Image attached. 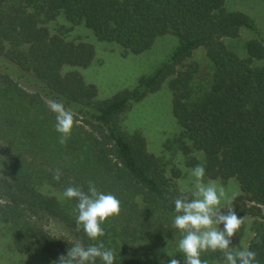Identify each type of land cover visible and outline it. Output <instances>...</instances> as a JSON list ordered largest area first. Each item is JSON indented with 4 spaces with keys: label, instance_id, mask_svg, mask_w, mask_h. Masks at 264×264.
Here are the masks:
<instances>
[{
    "label": "trees",
    "instance_id": "obj_1",
    "mask_svg": "<svg viewBox=\"0 0 264 264\" xmlns=\"http://www.w3.org/2000/svg\"><path fill=\"white\" fill-rule=\"evenodd\" d=\"M16 1L0 0V34L6 32L4 36L10 40L5 43L0 39V46L10 44V60L21 69L32 68L33 84L42 90L29 92L9 73H0V139L7 145L6 152H0V201L5 200L0 204V213L4 214H0V219L14 225L18 234L13 240L15 248L27 251L35 238L50 256L51 264H57L59 257L66 254L68 240L58 242L33 221L41 215L62 220L75 240L85 245L94 243L82 228H77L75 201L64 205L52 198L44 188L50 183L64 191L69 186L87 190L88 182H94L98 189L112 193L120 201L117 217L122 221L123 212L127 211L130 217L148 219V234L153 237L180 238L171 225L172 219L162 218L163 213L174 210V201L164 194L116 123L115 116L126 107L129 96L86 105L96 108L91 118L105 129L104 139L113 143L117 162L101 152V146L93 149L95 136L77 131L80 126L73 118L71 130L61 142L62 134L55 127L57 113L51 110L50 103L63 106L66 102H80L74 100L68 82L59 74V68L70 57L61 52L59 41L47 40L43 33L34 34V24L22 21L18 14L21 7ZM30 1L38 10L41 1L54 11L64 10L68 18L84 22L101 39L120 43L135 53L148 49L158 37L178 34L183 43L174 54L177 57L220 31L235 37L240 28L254 24L247 14L228 10L226 0ZM247 49L252 57H264V44L258 39L249 40ZM208 55L216 69L210 97L191 108L180 106L176 115L195 145L205 149L214 160L220 157L221 163L214 164H220L225 174L237 175L243 189L264 205V68L252 66L251 60L241 59L224 47L211 48ZM156 78L142 86L148 89ZM51 162L59 166V180L47 172ZM87 174L92 179L84 178ZM139 196L145 202L144 209L139 207ZM22 206L32 210V216L26 215ZM114 222L112 217L103 225L105 236L101 240L107 248L116 243L111 237L118 229ZM254 230L256 236L249 250L256 253V264H264V225ZM126 234L124 237L129 239ZM128 244L124 241L115 252L116 264H157L134 257ZM222 257L219 251L201 255L208 264ZM179 260L183 264L181 255Z\"/></svg>",
    "mask_w": 264,
    "mask_h": 264
},
{
    "label": "rangeland",
    "instance_id": "obj_2",
    "mask_svg": "<svg viewBox=\"0 0 264 264\" xmlns=\"http://www.w3.org/2000/svg\"><path fill=\"white\" fill-rule=\"evenodd\" d=\"M15 4L21 7L18 14L22 21L34 24L35 35L43 33L47 40L59 41L61 52L69 55V61L75 59L76 62L63 64L59 74L68 82L71 96L80 102H66L62 108L71 113L75 124L80 126L77 131H86L95 136L93 149L101 146V152L108 153L109 159L117 162L113 143L104 139L105 129L91 118L96 108L93 104L86 105L129 96L126 107L115 116L116 123L164 194L174 201L181 195V188L189 184L187 170L205 163L206 179L217 180L228 195L235 194L232 207L239 217H244V225L232 237V246L249 249L256 236L254 229L264 225V205L253 200V195L243 189L237 175L225 174L220 164H214L221 163L220 157L214 160L205 149L195 145L175 111L180 106L191 108L210 97L216 71L214 61L208 55L211 48H227L241 59L251 60L252 66L264 68V57H252L247 49L251 39H258L264 44V0H226L228 10L247 14L253 26L240 28L235 37L220 31L177 57L174 54L183 43L178 34L158 37L148 49L135 53L120 43L101 39L84 22L71 20L64 10L54 11L45 2H40V10L30 0H17ZM5 34H0V39L9 43ZM9 47L10 44L0 46V73H9L29 92L41 91L42 87L33 84L35 77L32 68L21 69L10 60L7 53ZM154 76H157V80L145 89L142 83ZM43 93L46 91L43 90ZM6 150V143L0 139V152L5 153ZM55 164L51 162L50 169H47L53 178L59 174V166L55 167ZM84 178L92 179V176L87 174ZM44 188L49 190L52 198L68 205L69 200L62 196L63 191L58 190L57 186L50 183ZM139 199V207L144 209L142 196ZM1 203H5V200ZM22 208L26 215L32 216V210L25 206ZM123 213L125 221L114 217V224L118 226L117 232L111 235L116 239L111 248L114 252L119 251L126 241L134 257L139 260L150 259L157 264L163 260L167 264L170 258L165 252L179 260L181 254L175 246L179 238H155L148 234V219H144V216L130 217L127 211ZM175 214L174 210L166 211L162 218L173 219ZM33 221L44 234L60 243L75 240L62 220L41 215ZM15 230L11 222L0 219V264H51L50 256L43 246L36 243L35 238L29 250L16 249L13 240L18 234ZM125 234L129 239L124 237ZM223 260L224 257L211 264H223Z\"/></svg>",
    "mask_w": 264,
    "mask_h": 264
},
{
    "label": "clouds",
    "instance_id": "obj_3",
    "mask_svg": "<svg viewBox=\"0 0 264 264\" xmlns=\"http://www.w3.org/2000/svg\"><path fill=\"white\" fill-rule=\"evenodd\" d=\"M50 108L57 113L55 127L62 134L63 143L71 130L72 115L56 102H51ZM187 171L189 184L181 188V195L173 202L176 214L172 219V227L180 234L175 246L183 264H208L201 255L209 251L223 253V264H256L255 252L232 246V237L244 225V217H239L232 207L235 194L228 195L217 180L206 179L203 162ZM54 178L59 180V174ZM62 196L75 201L73 211L77 228H82L87 239L94 243L67 241L66 254L59 257L57 264H97L98 261L99 264H116L115 252L105 247L100 238L105 236L103 225L109 218L119 215L120 201L112 193L98 189L94 182H88L87 190L69 186ZM165 254L170 258L167 264H181L175 256ZM160 264L165 262L161 260Z\"/></svg>",
    "mask_w": 264,
    "mask_h": 264
}]
</instances>
